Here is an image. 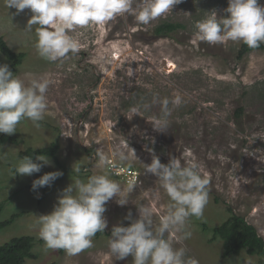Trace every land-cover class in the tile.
Masks as SVG:
<instances>
[{
	"label": "rangeland",
	"instance_id": "374dc122",
	"mask_svg": "<svg viewBox=\"0 0 264 264\" xmlns=\"http://www.w3.org/2000/svg\"><path fill=\"white\" fill-rule=\"evenodd\" d=\"M259 3L264 6V0ZM227 7L228 0H181L148 25L137 24L128 16L103 28L77 29L73 35L81 44L80 52L69 54L62 62H49L37 54L34 28L26 29L31 10L17 14L0 0V36L13 50L26 53L24 61L12 67L0 51V64H8L26 81L51 80L46 93L51 114L39 127L30 119L22 120L15 133L23 141L0 145V202L5 201L0 221L16 215L13 223L0 230V244L15 236H34L38 258L24 264H133L132 255L116 259L108 241L114 226H129L139 218V207L151 208L156 222L166 213L169 197L158 177L145 170L155 153L165 164L173 156L182 163L194 157L210 179L203 217L190 218L187 230L191 236L174 239L173 246L184 247L187 257L197 264H258L257 256L246 252L224 258L222 241L211 240V233L202 225L204 222L211 229L222 223L231 207L264 231V50L239 59L242 42L209 45L194 40V24L210 11L230 15L225 12ZM165 21L185 27L156 34L155 28ZM175 95H181L184 102L172 109L167 131L154 130L149 120L160 115L159 101ZM154 98L156 103H152ZM145 103L151 107H141L140 115L133 116L130 109ZM239 107L243 108L240 118ZM56 139L59 158L68 170L48 157L51 164L40 172L13 176L15 163L22 158L20 151L47 146ZM123 146L131 153L130 164H117L113 156ZM98 148L116 164L111 178L125 189L133 185L127 193L128 203L119 205L117 197L106 203L105 230L109 233L95 236L92 247L72 256L63 249L46 248L39 241L38 216L53 211L74 179L86 180L100 173ZM128 170L134 174H127ZM53 171L63 175L51 186L40 191L27 187ZM41 194L44 198L39 202ZM129 212L132 220L126 219Z\"/></svg>",
	"mask_w": 264,
	"mask_h": 264
},
{
	"label": "clouds",
	"instance_id": "9594fccd",
	"mask_svg": "<svg viewBox=\"0 0 264 264\" xmlns=\"http://www.w3.org/2000/svg\"><path fill=\"white\" fill-rule=\"evenodd\" d=\"M4 3L8 9L14 7L17 14L31 10L26 29L32 31L34 28L37 54L49 62H62L69 54L76 55L81 50L78 38L73 35L77 29L103 28L118 17L128 16L137 24L148 25L172 11L181 0H4ZM225 12L230 15L220 16L215 10L197 21L194 40L209 45L242 42L250 49L264 44V6L259 0H228ZM50 83L47 77L26 81L15 75L8 64H0V133L17 132L18 124L26 118L39 127V122L51 114L46 97ZM156 102L154 98L152 103ZM183 102L181 95L160 100V115L149 120L154 130L167 131L172 109ZM141 107L147 110L151 105H137L130 112L133 116L140 115ZM125 147L117 148L113 153L117 164L131 163V153L125 151ZM97 157L96 167L100 173L86 180L74 179L58 197L53 211L38 216V236L46 248L63 249L72 256L92 247L93 238L107 227L106 203L113 197H117L121 206L128 203L127 193L133 185L125 189L111 178L116 164L99 148ZM36 160L42 163L34 162L31 156L19 159L13 176L32 175L51 164L47 155H39ZM145 170L158 177L160 187L169 197L166 213L156 222L151 208L139 207V218L135 220L129 212L126 217L132 220L129 226L112 228L108 241L110 252L116 259L132 255L133 264H197L187 257L184 247L175 248L173 244L174 239L178 241L191 236L187 230L190 218L203 217L209 201V177L194 157L182 163L173 156L165 164L153 153L152 162L146 164ZM75 172L79 173L80 168L76 167ZM62 175V171L45 173L33 181L32 188L51 186ZM257 234L264 236V231Z\"/></svg>",
	"mask_w": 264,
	"mask_h": 264
},
{
	"label": "trees",
	"instance_id": "16d2710c",
	"mask_svg": "<svg viewBox=\"0 0 264 264\" xmlns=\"http://www.w3.org/2000/svg\"><path fill=\"white\" fill-rule=\"evenodd\" d=\"M185 25L178 22H162L155 28V33L158 35H166L171 32H175ZM255 50H264V44H261L257 49H250L247 45L241 43L238 51V58L243 59L249 52ZM0 51L10 61L12 67L20 65L25 57L24 51H15L7 43L4 37L0 36ZM243 108L237 109L238 118L242 116ZM23 140L16 134L11 135L0 133V145L5 143L19 144ZM60 148L59 140H53L50 145L42 147L29 146L27 149L20 151L19 156H31L35 158L39 155H47V157L53 158L54 161L61 167L68 170L67 166L61 162L58 150ZM33 184H29L27 187L33 190ZM43 187H40L34 191H40ZM44 198V194L39 197V202ZM5 208V201L0 202V214ZM16 215H13L7 220L0 221V230L13 223ZM204 230L211 233V240L222 241L223 251L222 256L229 258L237 256L242 252H246L251 256H257V263L264 264V237L258 235V229L255 225L249 223L243 215L234 212L233 208H229V215L222 221V223L211 227H207V224L202 222ZM206 226V227H205ZM106 230L103 233L98 232L96 237H100L103 234H108ZM43 241L42 239L39 240ZM44 242V241H43ZM37 239L31 235H21L11 238L9 241L0 244V264H24L27 259H36L38 254L35 253V246Z\"/></svg>",
	"mask_w": 264,
	"mask_h": 264
},
{
	"label": "built area",
	"instance_id": "2783aa9c",
	"mask_svg": "<svg viewBox=\"0 0 264 264\" xmlns=\"http://www.w3.org/2000/svg\"><path fill=\"white\" fill-rule=\"evenodd\" d=\"M129 171V173H127V174H132L133 173V171H131V170H128ZM128 171H126V172H128ZM113 172L116 174V172H115V169H113ZM118 174V173H117ZM134 174V173H133ZM125 175V174H124ZM129 176H131V175H129Z\"/></svg>",
	"mask_w": 264,
	"mask_h": 264
}]
</instances>
